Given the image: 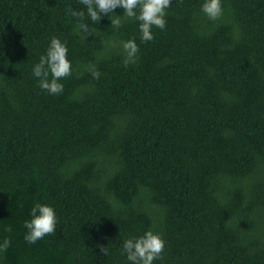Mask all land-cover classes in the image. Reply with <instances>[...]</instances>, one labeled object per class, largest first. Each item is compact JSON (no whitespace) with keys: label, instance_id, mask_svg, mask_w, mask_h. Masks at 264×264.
Returning a JSON list of instances; mask_svg holds the SVG:
<instances>
[{"label":"trees","instance_id":"trees-1","mask_svg":"<svg viewBox=\"0 0 264 264\" xmlns=\"http://www.w3.org/2000/svg\"><path fill=\"white\" fill-rule=\"evenodd\" d=\"M201 3L171 0L142 41L120 8L85 38L67 14L82 0H0V264H129L147 229L153 264H264V0L215 20ZM53 35L72 61L56 95L32 75ZM36 203L58 223L30 244Z\"/></svg>","mask_w":264,"mask_h":264},{"label":"clouds","instance_id":"clouds-1","mask_svg":"<svg viewBox=\"0 0 264 264\" xmlns=\"http://www.w3.org/2000/svg\"><path fill=\"white\" fill-rule=\"evenodd\" d=\"M171 0H82L83 8L69 7L67 14L76 20V27L82 36L89 33V23L100 22L102 16L116 13L115 9L123 10V17L139 21V30L142 41L153 39V26L164 29L166 26V9ZM200 11L209 19L215 20L223 14L222 0H202ZM122 23L121 15L111 19V24L118 28ZM126 51L125 64L135 62L138 45L134 39L123 42ZM72 72V61L68 58V45L60 36L53 35L38 62L32 66V75L37 78L40 89L49 94L56 95L63 92L62 79ZM93 76L99 73L93 71ZM30 219L24 221L27 229L24 239L34 244L37 240L53 233L58 223L55 208L47 203H36L29 210ZM11 241L8 237L0 240V250L9 247ZM165 240L160 232L152 229L142 234L131 235L124 239L122 251L129 264H153L164 250Z\"/></svg>","mask_w":264,"mask_h":264}]
</instances>
